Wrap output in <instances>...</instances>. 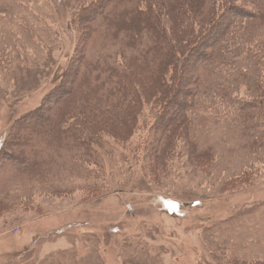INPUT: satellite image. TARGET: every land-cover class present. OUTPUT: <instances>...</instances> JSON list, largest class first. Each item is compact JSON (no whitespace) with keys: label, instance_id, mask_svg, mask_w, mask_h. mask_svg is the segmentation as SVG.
<instances>
[{"label":"trees","instance_id":"1","mask_svg":"<svg viewBox=\"0 0 264 264\" xmlns=\"http://www.w3.org/2000/svg\"><path fill=\"white\" fill-rule=\"evenodd\" d=\"M68 8L76 38L68 65L0 146V176L7 178L3 183L0 177V216L37 194L85 190L67 179L69 166L80 163L93 180L111 145L130 155L134 185L190 179L224 195L260 182L264 0H77ZM15 12V1L5 0L0 27ZM9 53L0 49V67H7ZM214 122L230 124L229 135L216 138ZM231 140L245 161L236 174L237 162L210 144ZM27 183L35 188L32 197L12 200L10 190ZM102 186L87 187L90 200L109 193V185ZM223 228L210 230L209 244L231 250L218 240ZM230 250L222 248L220 255L232 258ZM124 264L152 263L126 258Z\"/></svg>","mask_w":264,"mask_h":264},{"label":"rangeland","instance_id":"2","mask_svg":"<svg viewBox=\"0 0 264 264\" xmlns=\"http://www.w3.org/2000/svg\"><path fill=\"white\" fill-rule=\"evenodd\" d=\"M14 1V17L6 18V29L0 27V39L5 35L0 49L11 55L7 67H0V146L12 124L39 107L59 82L76 44L68 6L77 0ZM214 124L216 138L229 135L230 124ZM236 143H210L225 160L237 162L232 174L245 162L232 146ZM111 146L102 154V173L93 180L79 169L80 163L69 166L67 179L85 190L62 197L37 194L27 206L0 216V264H124L126 258L152 264L264 261V174L254 187L224 195L190 179L134 185L130 155L121 145ZM97 184L109 185L110 191L90 200L87 187ZM33 191L27 183L10 193L18 202L30 199ZM220 226L218 240L230 246L222 248L232 258L209 244L208 233Z\"/></svg>","mask_w":264,"mask_h":264}]
</instances>
